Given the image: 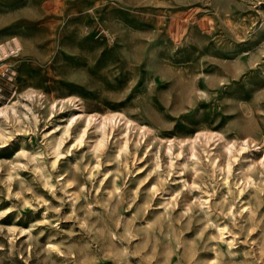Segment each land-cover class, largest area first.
I'll use <instances>...</instances> for the list:
<instances>
[{
  "label": "rangeland",
  "instance_id": "374dc122",
  "mask_svg": "<svg viewBox=\"0 0 264 264\" xmlns=\"http://www.w3.org/2000/svg\"><path fill=\"white\" fill-rule=\"evenodd\" d=\"M12 36L0 264H264V0H0V42ZM70 96L151 130L97 151L92 127L65 132ZM198 130L224 137L198 139L196 169L178 141Z\"/></svg>",
  "mask_w": 264,
  "mask_h": 264
},
{
  "label": "bare ground",
  "instance_id": "6f19581e",
  "mask_svg": "<svg viewBox=\"0 0 264 264\" xmlns=\"http://www.w3.org/2000/svg\"><path fill=\"white\" fill-rule=\"evenodd\" d=\"M103 29H104L105 33L110 35V32H109L108 28L103 27ZM120 29H121V27H120ZM177 40H178V38H177ZM22 48H23L22 42L16 36H12L8 40H6L4 42H0V61L7 60L12 55H18L19 52L22 50ZM33 92H34V90L30 91L29 92V94H30L29 96H33ZM41 96H43V95H41ZM45 96L46 95H44V97ZM78 100H79V102H76ZM68 102L73 104L75 106V108L78 109V110L72 111L71 115L68 117L67 123L65 125V132H69L71 127H72V125H74L75 123L81 121L82 127L80 129V132L75 136L74 139L76 141H78V142H82L83 140H86V139H84V137H85V135H87L86 133L88 132V128L92 127L94 129V132H95V137L92 138V140H91L92 141V146L97 151H99V150L102 151L103 147L107 143V140H108V138L110 136H113V137L114 136H117V137L121 136L118 148L121 151H127L129 149V147H130L129 146V141H130V132H131L132 129H136V130L138 129V132L142 133L143 135H145L149 130H151L146 125L138 124L136 121H134L132 118H130L128 115H126L124 112H121V111H117V110L114 111L113 110V111H109V112L107 111L105 113H100L98 111L97 112H92V113L91 112H87L86 105H85L86 102L84 103V101L81 98L74 99L71 96L67 97V98H62L60 100V103L62 105V106L60 105L61 108L64 107ZM53 105L54 104H52L50 106V108L51 107L53 108ZM57 105L58 104H56L54 106L57 107ZM3 110H0V112L2 113ZM33 115L35 117V120H37L38 117L36 116V114H34V112H33ZM59 125L60 124H56L54 126V131H56L55 128L56 127L58 128ZM120 126H122L123 129L120 130L119 132H117L116 134H114L115 133V128L120 127ZM0 135L3 136L4 134L0 133ZM223 137H224V135L221 132H218V131L216 132V131H213V130H198L194 135L189 136V137H185V138L179 140L178 141L179 144L185 143L186 146L189 147V149H190V155L184 157L183 158V162L182 161L181 162L184 164V166H188V159H191L192 160L191 163H193L195 165L194 168L197 169L196 165L200 161V157L197 154V146H196V143L198 142V139L200 141H202L203 138H204V142L207 145L210 144L211 140H213L212 144H214L215 145L214 148H216V146H217L216 145V141H218L219 139H222ZM168 140L170 141V143H169L167 148H168V151H171L172 150V146L175 144V141H174V139H168ZM243 140H244L243 141V145H242L243 147H241L240 150H244L245 148H247V144L248 143L255 141L253 139V137H251V136L249 137L248 135ZM59 143L60 142H58V140L57 141L53 140V141L50 142V144L52 146V149L54 150V153H56V155H58L60 153V151H59V149H60ZM254 144L256 145V142ZM234 145H235V142L233 141L231 144H228V143L224 144V147H226V150H228L230 152V154H231L232 150H233L232 147ZM206 150H207L206 152H208L209 149L207 148ZM240 150L238 149L237 151H240ZM181 154H182V151H180L178 153V155H181ZM208 158H209V160L211 161V163L213 165L216 164L217 155H216L215 151H213L212 154H208ZM263 160H264V157H263ZM54 163H55V161H54ZM227 172H228V176L225 178V183L229 184V174L231 172V163L230 162L227 163ZM242 190H243V188H240V191H242ZM244 207H246L247 209H250L249 205H245ZM223 229H221L222 230L221 231L220 228H219V230L221 231L220 235L222 234V236H223V234L225 235V233H224L225 230L223 231ZM220 238H221V236H220ZM228 243L231 244V240ZM210 261H212V260H210Z\"/></svg>",
  "mask_w": 264,
  "mask_h": 264
}]
</instances>
